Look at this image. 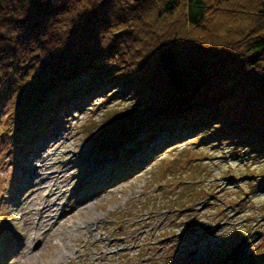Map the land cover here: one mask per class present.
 Returning a JSON list of instances; mask_svg holds the SVG:
<instances>
[{
    "label": "trees",
    "instance_id": "16d2710c",
    "mask_svg": "<svg viewBox=\"0 0 264 264\" xmlns=\"http://www.w3.org/2000/svg\"><path fill=\"white\" fill-rule=\"evenodd\" d=\"M112 89L135 101L92 137L113 164L200 130L264 158V0H0V144L17 168L61 112ZM243 257L216 258L264 264Z\"/></svg>",
    "mask_w": 264,
    "mask_h": 264
},
{
    "label": "rangeland",
    "instance_id": "374dc122",
    "mask_svg": "<svg viewBox=\"0 0 264 264\" xmlns=\"http://www.w3.org/2000/svg\"><path fill=\"white\" fill-rule=\"evenodd\" d=\"M104 91L61 112L26 169L0 144V264H45L66 248L69 257L51 264H222L216 257L227 260L247 234L259 238L242 256L264 253V158L249 146L203 142L200 130L113 164L92 137L113 110L135 101ZM7 114L4 105L1 118ZM45 205L42 224L37 209ZM53 221L47 237L26 235Z\"/></svg>",
    "mask_w": 264,
    "mask_h": 264
},
{
    "label": "bare ground",
    "instance_id": "6f19581e",
    "mask_svg": "<svg viewBox=\"0 0 264 264\" xmlns=\"http://www.w3.org/2000/svg\"><path fill=\"white\" fill-rule=\"evenodd\" d=\"M49 209L50 208L48 206H46V205L44 207H40V208L37 209V214L39 216L40 223L41 222H42V224L43 223H46V221H47V219H45L46 218V213L49 211ZM67 221L68 220H64L62 222V225L63 226L66 225ZM71 223L72 224H75L76 221H72ZM56 224H57V221H53L51 223L52 226L51 227H48V228H43L41 225H38L37 228H33V227L28 228L27 231H26V235H28L31 232L30 234H32V233H34V234L39 233L40 235H44L45 237H47L45 234L47 232H49V231H51V233H53L54 232V227L56 226ZM77 227H78V229H83L84 231H88V227H89V231H90V226L89 225H87L84 228H82V226H77ZM40 229H41V231H40ZM68 251L69 250H67V248L66 249H60L59 252H58V254H57V256L55 258H53L52 260L46 261L45 264H48V263L51 264V263H55V262L56 263H60V261H63V260H65V258H68L69 257V255L71 253H70V251L69 252Z\"/></svg>",
    "mask_w": 264,
    "mask_h": 264
},
{
    "label": "water",
    "instance_id": "95a60500",
    "mask_svg": "<svg viewBox=\"0 0 264 264\" xmlns=\"http://www.w3.org/2000/svg\"><path fill=\"white\" fill-rule=\"evenodd\" d=\"M258 238L259 237H256L255 234H247L243 238V240L239 243L238 247H236L234 251H232L228 259H231L234 261L238 260L243 255L245 248L251 245Z\"/></svg>",
    "mask_w": 264,
    "mask_h": 264
}]
</instances>
